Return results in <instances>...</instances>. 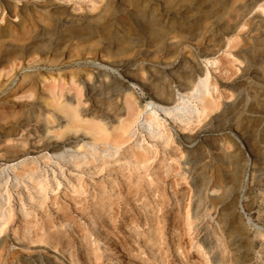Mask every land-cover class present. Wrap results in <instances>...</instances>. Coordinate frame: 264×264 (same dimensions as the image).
<instances>
[{
    "label": "rangeland",
    "instance_id": "1",
    "mask_svg": "<svg viewBox=\"0 0 264 264\" xmlns=\"http://www.w3.org/2000/svg\"><path fill=\"white\" fill-rule=\"evenodd\" d=\"M261 5L0 0V71L19 70L9 85L0 76V195L9 193L0 264H264ZM164 9L176 15L167 18ZM156 14L167 34L146 30ZM171 18L179 21L172 30ZM197 59L208 74L207 108L186 125L168 122L158 109L174 134L168 144L137 131L116 154L77 164L53 155L61 146L90 155L89 124L108 125L114 138L111 129L127 112L142 114L148 101H175L190 91ZM60 84L59 101L85 122H68L59 109ZM138 137L148 151L133 146ZM103 140L96 134L98 145ZM31 156L37 166L15 169L22 184H13L12 173L4 183L1 169ZM34 167L45 169L39 183L24 175ZM214 173L215 192L202 196Z\"/></svg>",
    "mask_w": 264,
    "mask_h": 264
},
{
    "label": "bare ground",
    "instance_id": "2",
    "mask_svg": "<svg viewBox=\"0 0 264 264\" xmlns=\"http://www.w3.org/2000/svg\"><path fill=\"white\" fill-rule=\"evenodd\" d=\"M188 1L191 2L192 0H188ZM199 1L201 2L202 0H196V3L198 4ZM6 8L9 10L8 5H6ZM261 8L264 9L262 5H261ZM164 10L166 12L165 16L167 18L172 17V15H176V12H173L172 10H169V9H164ZM156 15H157L156 18H153L147 21L146 30L149 31L153 35L159 34V32L160 33L162 32L161 34H163V31L165 32V29L159 28L158 26L159 24L157 22V20L161 19L162 17L159 14H156ZM178 22H179L178 20L176 21L175 19L173 20L172 18L171 20L168 19V21L166 22L167 24L166 26H168L167 29L172 30L173 27H175L176 23ZM179 25L180 27L182 26L181 23ZM234 25L236 27L237 23H234ZM232 26L233 25H230L229 27L231 28ZM180 27H178L179 30H180ZM203 29L204 30L202 32L204 33L206 31V27ZM216 31H219L220 33H225L226 32L225 26L223 24H218ZM168 32L170 31H167V33ZM167 33L165 32V34ZM160 36H163V35H160ZM226 44L228 45L229 42L227 41ZM182 49L184 50V52L190 53V51L186 47H182ZM197 61L198 62L191 63L189 67L195 77L196 82L193 83L190 91L185 92L183 94H179L175 101H171L170 99H159L160 102L157 103L151 100V101H148L146 105L144 106V110L142 114L140 113V111L136 113L133 110L127 112V114L123 118H119L117 120L118 121L117 125H114L112 127L111 134L112 132L115 133L114 138H110V133L108 132V125H105L104 123L100 125H95V126L94 124H89L88 126H86V128L93 135V138L89 142L87 141L84 142V146L87 148V151L89 152L90 155L79 152L75 148L70 147V146L58 147L57 150L53 151V155H55L56 159L58 160L77 164L78 162L83 161L85 158L90 157V156H94V155L106 156V155L116 154L121 149L124 140L126 139L128 140L129 138L135 136L137 131H144L145 134L149 138L159 139L161 140L162 143L168 144L169 140L172 137H174V134L171 131V129L167 127L165 121L158 117L157 115L158 109L162 111V113L164 114V118L168 117L170 119L168 120V122L175 123V124L178 123V125L179 124L186 125L193 118H196V119L199 118L201 114H203L205 109L207 108L205 101H206V96L208 95V74L207 72L203 74L204 72L203 68L200 66V64H197L199 63L198 59ZM214 62H216V60H214ZM96 67L104 69L103 68L104 66L99 65ZM25 69H27V67H25ZM114 70L115 69H111V71H114ZM18 71L16 70L13 71V67H9V69H7L4 73L0 71V76L2 75V77H5V81L1 82V85L12 84L18 74ZM74 73L75 72L73 71V73H70V76H69V81L71 84H76L74 77L72 76V74ZM59 75L60 74H57V77ZM41 76L42 78H40V80L46 78L43 75ZM59 77L61 80V84H65V82H68V80L66 81L64 80V77H61V76ZM50 79L55 81V76L50 75ZM32 81L36 82L34 80ZM61 84L57 88L59 93L56 92V95H55V100L56 101L58 100L59 102V104L57 103V105L59 106V109L65 112L68 122L69 121L70 122H77V121L85 122L78 117L74 109H71V107L69 106L70 103L68 101H62V100L59 101L60 97L63 96V90H62L63 87ZM53 86H57V85L53 84ZM9 93H10L9 95L15 94L14 87L12 88V90H10ZM96 134H98L101 138L104 139L103 141L100 142V145H98L97 142H95ZM205 135L206 134L202 132V134H200V137L202 136L204 137ZM143 141H144L143 137H138L135 140L133 146L146 152L149 150V147L142 144ZM45 157L49 158L50 156L45 154ZM28 163H33V164H36L37 166L38 158L35 156H31L29 158H22L18 160L16 163H10L4 166L1 169V172L4 178V183H6V180L8 179L10 175L9 173H12L13 184L14 185L22 184L21 180L18 178L17 174L15 173V169L17 165L26 166V164ZM44 171L45 169L42 167L41 168L40 167L39 168L38 167L28 168L25 170L24 175L27 179H30L32 181H36L37 183H39L41 174ZM218 180H219L218 173H214L207 182H203L201 185V189H200V192L204 194L202 196H205L206 193L209 191L215 192L216 190L215 187L218 186ZM8 197H9V193L7 190H6L5 195L3 194L0 195V229H1L2 223L7 219L8 214H9V210H6L4 208L5 201L8 199ZM209 199L211 202H214V200L216 199V196H215V199H214V196H210ZM60 257H62L61 254H60Z\"/></svg>",
    "mask_w": 264,
    "mask_h": 264
}]
</instances>
